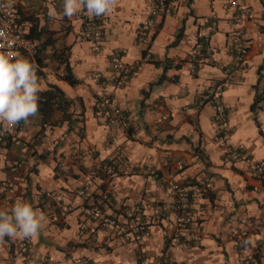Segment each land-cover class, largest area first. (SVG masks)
Masks as SVG:
<instances>
[{
  "label": "crops",
  "instance_id": "obj_1",
  "mask_svg": "<svg viewBox=\"0 0 264 264\" xmlns=\"http://www.w3.org/2000/svg\"><path fill=\"white\" fill-rule=\"evenodd\" d=\"M238 1L250 10L241 23L230 0H175L157 14L155 0H113L101 20L61 16L63 0H17L41 62L37 50L14 58L65 92L72 119L37 112L0 139V210L25 201L46 217L35 238L0 240V264H264V0ZM239 26L247 62L232 76ZM219 84L225 136L216 103L202 101ZM103 94L125 124H107ZM175 182L191 192L184 231Z\"/></svg>",
  "mask_w": 264,
  "mask_h": 264
},
{
  "label": "built area",
  "instance_id": "obj_2",
  "mask_svg": "<svg viewBox=\"0 0 264 264\" xmlns=\"http://www.w3.org/2000/svg\"><path fill=\"white\" fill-rule=\"evenodd\" d=\"M175 0H155L154 8L152 10L153 14H157L160 10H163L165 13H171L172 7H174ZM232 8L235 9V21L237 23H241L242 16L248 15L250 10L242 5L238 0H230ZM102 16L97 17V20H101ZM152 20V19H151ZM0 31L4 33L3 36H0V52L10 51L15 56V53L20 50H27L28 52L33 53L36 48L34 43L26 37V21L24 20L20 10L18 9L17 0H0ZM245 34L246 29L243 26H239L232 34L233 43L236 48L235 53V62L228 69L232 76H235L239 70L245 67L247 62L246 57V46L245 43ZM147 38V34L142 32L141 39L145 40ZM209 38L208 35H205V39ZM112 64L115 70H119L120 73L118 75L119 81L124 82L129 74L130 69L122 66L119 62L117 56L112 58ZM101 72H95L93 77L95 80L100 81L102 78ZM224 91V85L219 84L217 86H212L206 90L203 94L202 101L210 102L213 101L216 103V112H215V123L217 125L218 134L221 136L227 135V110L223 102L220 101V96ZM101 103L104 104L103 107V115L107 121V124L111 127H118L121 124H125L127 122V114L123 106L112 102L110 97L106 94L101 96ZM9 131L6 130L2 125H0V139H4L8 136ZM2 149V145L0 144V150ZM256 169L261 174V178L264 180V166L258 164ZM109 171L116 174V172L109 167ZM173 190L177 196L176 204L178 210H180L181 214L179 216V231L187 230L194 221V218L190 212H188L189 201L191 192L190 189L182 185L180 183H173ZM3 189V179L2 172L0 169V195ZM108 225L110 227H115L117 225V221L114 218L108 219ZM180 232L177 233V237H179ZM196 238H200V234L196 235ZM23 245L25 243L23 242Z\"/></svg>",
  "mask_w": 264,
  "mask_h": 264
},
{
  "label": "clouds",
  "instance_id": "obj_3",
  "mask_svg": "<svg viewBox=\"0 0 264 264\" xmlns=\"http://www.w3.org/2000/svg\"><path fill=\"white\" fill-rule=\"evenodd\" d=\"M113 0H63L61 16L69 18L82 8L89 16L111 11ZM49 9V16H55ZM4 33L0 31V36ZM46 90L37 76L35 64L27 58H14L10 51L0 52V125L11 131L21 121L39 111L40 92ZM46 222L30 202L17 201L9 211L0 210V240L5 237L35 238Z\"/></svg>",
  "mask_w": 264,
  "mask_h": 264
},
{
  "label": "trees",
  "instance_id": "obj_4",
  "mask_svg": "<svg viewBox=\"0 0 264 264\" xmlns=\"http://www.w3.org/2000/svg\"><path fill=\"white\" fill-rule=\"evenodd\" d=\"M30 32L31 33L33 32L34 34V30L33 31L31 30ZM28 37L32 38L31 34H29ZM40 52H41V49H38L37 50V60L39 62H41V59L39 56ZM50 87H51L50 89L44 90L40 92L39 94L40 101H39V111L38 112L43 115V119L46 122L47 121L49 122L51 120L53 113L55 111H60V114H61V116L58 118V120L55 123L62 122L64 120L70 121L72 119V114L70 112L72 100H70L69 98L65 96V92L58 85L51 84ZM261 99H262L261 94H258V91H257L255 103L253 104L254 109L257 108V105Z\"/></svg>",
  "mask_w": 264,
  "mask_h": 264
}]
</instances>
